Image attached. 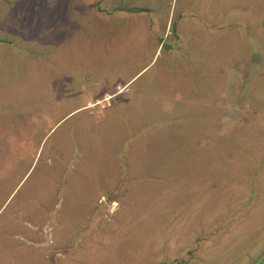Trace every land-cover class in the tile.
<instances>
[{"label":"rangeland","instance_id":"374dc122","mask_svg":"<svg viewBox=\"0 0 264 264\" xmlns=\"http://www.w3.org/2000/svg\"><path fill=\"white\" fill-rule=\"evenodd\" d=\"M46 1L0 0V118L15 116L0 167L17 180L0 183V264H264V0H116L171 13L163 48L145 40L136 61L95 39L115 13L101 6L67 15L54 51ZM68 63L83 70L69 100L54 76ZM142 67L127 101L118 84L76 103ZM94 176L103 198L69 200Z\"/></svg>","mask_w":264,"mask_h":264},{"label":"crops","instance_id":"0c3cea01","mask_svg":"<svg viewBox=\"0 0 264 264\" xmlns=\"http://www.w3.org/2000/svg\"><path fill=\"white\" fill-rule=\"evenodd\" d=\"M104 1L105 0H100V3H99V0H48V1H46L45 3H47L48 7H49L48 13H47V15H48L47 18H49L48 39L51 43V47H53V50L54 51L61 50L62 49L61 43H66L67 42L66 38L70 34H72L71 31H73V28L71 26V23L69 21L65 20L67 15L70 16L71 13H73V11H75L77 21H79L82 18V16H84V22H86L87 21L86 10L93 7V6L95 8H97L98 6L99 7L101 6V8L103 7L107 10L108 9H115L114 10L115 13H112L109 15L106 13L107 15H105V19H104L103 23L106 24L108 22L110 26L105 27V29H101V33L95 37V39L98 38V42L105 40V38H107V37H112L113 40H116L118 49H120L121 47L128 46L129 47L128 50H130V56L134 55L133 60L136 61L137 56L140 52V49L142 48V45L145 43L144 41L147 40L150 43L153 42V44L155 45L150 50L151 53L153 52L152 56L155 57V55L159 52L160 47H161V49L163 48L164 42H162V40H164L167 37L166 29H167V25L169 23V19H170L169 16H171V13L167 12L165 9L166 17L161 18L159 20L157 17L151 16L149 10L148 11L147 10H142V11L141 10H139V11L127 10V7L133 6L132 4L123 5V8L120 10L118 8L119 3L116 0H107L105 3H104ZM16 4L18 5L19 1H16ZM39 4H40V2H38V3L36 2V7H38ZM11 6H12L11 0H9L7 7L10 8ZM146 7L148 8L149 6H146ZM15 9L16 8L14 6V9H11V11L13 13H15L16 12ZM82 12H83V14L81 15ZM41 14L44 16V12H41ZM7 19H9V18H7ZM95 21H96V19H95ZM126 21L131 23L129 26L130 33H134L133 34V41L131 43L129 41L128 30L126 32L123 29H121V26H120L121 23H124ZM158 21H160L162 26H163L162 31L151 30V28ZM137 22H139L138 24L142 23L143 26L137 25ZM96 26L97 25H95L94 27H96ZM136 26H138V29H136ZM87 28L88 27L85 26L84 31L82 32L83 35H88L89 32L87 31ZM90 32H91L90 34L93 33L92 31H90ZM158 32H161V34H159ZM139 41H142L143 43H139ZM110 57L111 56H109V59H108L109 62L112 59ZM45 61L47 62V60H45ZM71 63H73V62H71ZM71 63H68L67 65H64L63 67H61V69H59L60 71L54 75V76H56V77L58 76V78H60V83L64 89V96H65V99H67V100L74 98L75 95L73 96L68 92V88H67L66 83H70L73 80H80L79 78H81V77H79L78 74L83 73V70L79 69L80 66H75L74 68L70 67ZM144 67L139 68L133 74L128 73L127 75L123 76L122 79L119 77L115 78L114 80H112L110 82L111 85L108 84L109 83L108 77H107V80H105V83H103L104 80L101 78L100 79L93 78V80H94V83H92L93 86H98L99 88L100 87H108L107 89H109V90L102 91L98 95H90V94H87L86 91H83L84 97H81V95H80V97L78 99H76L77 100L76 103L81 105L79 107H85L84 105L92 104L94 101L97 102L100 100V98L105 99L107 97H110V96H112V92H111V91H113L112 87H115L118 84L121 86L127 85V87L129 88V91H125L126 93L124 95H122V97L125 98L127 101L130 98V88H131L130 82H134L135 77L140 72L143 71ZM106 75H108V74H106ZM67 78H70L69 82H67V80H66ZM33 80H34L33 82H35L38 79L35 78ZM61 80H62V82H61ZM81 85H82V88H84L86 90L89 88V86L85 85L84 83H82ZM90 87L92 88V86H90ZM166 88H167V86H166ZM117 93H119V92H117ZM139 94H140L139 95L140 98H144V97L150 98L148 96V94L144 95L143 92H140ZM131 96H133V95H131ZM70 112L71 111L69 110L68 113H70ZM3 119H6L9 121V120L15 119V116L9 117L7 115L6 117L0 118V121ZM14 124H15V122H14ZM13 127H14V125H13ZM13 132H14V130H13ZM15 132H16V130H15ZM144 134H146V133H144ZM110 142L112 143V141H110ZM111 145H113V143ZM7 147L12 151V154L13 153L18 154V149L16 150V147L13 148L10 145H8ZM4 152H5V148H3L0 145V161H1L0 165L4 164V162L2 160L7 157V156L3 155ZM12 157L14 160L15 157H17V155L14 154V155H12ZM11 165H12V163H11ZM11 165H10V168H11ZM117 173H118V171H117ZM113 174H116V170L111 171V173L106 175V177H108V176L112 177L111 175H113ZM10 175H11L10 171L5 172L0 167V183H5V182H9V181L10 182H17V180L15 179L16 178L15 176H13L14 179L7 180V178L10 177ZM101 175H99V176H101ZM102 176H105V174L103 173ZM20 181L21 180H19V182ZM101 182L103 183V179L98 177V176L89 177L86 179V181H82L80 183L76 182V184L83 185L82 187H84L85 185L89 186L90 190L84 191V192L82 189L80 192L75 191L74 194H72L70 196L69 200H81V201H98V200H100L101 198H103L102 190L98 186Z\"/></svg>","mask_w":264,"mask_h":264}]
</instances>
